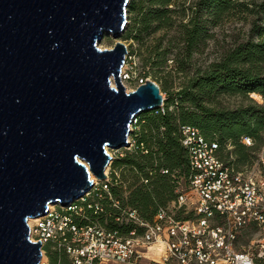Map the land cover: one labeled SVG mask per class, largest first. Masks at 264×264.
I'll use <instances>...</instances> for the list:
<instances>
[{
  "label": "water",
  "instance_id": "obj_1",
  "mask_svg": "<svg viewBox=\"0 0 264 264\" xmlns=\"http://www.w3.org/2000/svg\"><path fill=\"white\" fill-rule=\"evenodd\" d=\"M130 2L0 0V264H40L28 221L104 181L107 150L163 104L151 79L127 93L123 43L99 48L123 35Z\"/></svg>",
  "mask_w": 264,
  "mask_h": 264
},
{
  "label": "built area",
  "instance_id": "obj_2",
  "mask_svg": "<svg viewBox=\"0 0 264 264\" xmlns=\"http://www.w3.org/2000/svg\"><path fill=\"white\" fill-rule=\"evenodd\" d=\"M130 60L128 54L121 82L133 86L134 92L149 79L142 78L135 67L128 69ZM161 95L164 101L156 114L166 112L165 97ZM137 125L138 116L130 127L128 146L123 149L129 154H147L144 144L132 137L139 130ZM180 133L188 153V173L173 176L174 192L166 204L156 203L149 218L128 205L122 206L111 189L125 190L129 185L123 180L126 166L115 165L122 159L110 156L104 181L91 175V190L73 204L49 206L45 216L28 221L30 240L41 242L40 264H51L49 252L64 256L68 264H140L144 250L161 255L160 263L150 264L264 261V251L256 254L239 245L244 230L264 226V158L251 167L238 169L231 156L223 159L218 144L206 140L197 129L183 126ZM244 143L250 146L251 140L245 138ZM131 171L140 175L135 168ZM140 183L147 185L148 180L141 178ZM101 200L119 213L113 229L94 220L103 212ZM58 264H62L61 259Z\"/></svg>",
  "mask_w": 264,
  "mask_h": 264
},
{
  "label": "trees",
  "instance_id": "obj_3",
  "mask_svg": "<svg viewBox=\"0 0 264 264\" xmlns=\"http://www.w3.org/2000/svg\"><path fill=\"white\" fill-rule=\"evenodd\" d=\"M173 3L174 0L132 1L129 10L136 15L135 24L138 26L135 39L139 41L143 34L151 35L173 28L172 16L176 13L171 8ZM234 14L241 15L243 20L254 18L250 21L248 40L228 51L219 62L195 71L187 85L176 93H164L168 95L165 114L152 111L138 116L139 130L132 137L143 143L148 153L138 152L120 161L131 170L137 169L140 175L133 171L129 175L123 174L126 182L133 177L135 186L128 185L125 190L113 187L111 191L122 206L136 209L145 218L154 213L156 203L164 205L173 196V176L188 173V153L181 144L180 129L183 126L193 127L206 140L217 143L221 157L227 159L231 156L238 169L253 166L255 154L264 147V104L250 98L253 94L264 100V0H197L192 18L179 25L183 30L187 55L179 72L186 73L185 62L194 53H200L199 46L209 38L201 15L206 16L205 21L217 26ZM126 38L130 35L127 34ZM152 54H155V49ZM156 66L161 65L157 63ZM140 75L144 79H152L144 71ZM160 90L163 91L161 87ZM232 97L242 98L245 103L236 109L224 107L221 100ZM245 138L251 140L250 146L244 143ZM161 171L167 173L162 174ZM141 178L148 180V184H141ZM99 203L103 212L95 215L94 220L113 229L118 211L105 200ZM49 253L51 264H58L60 259L62 264H68L64 256Z\"/></svg>",
  "mask_w": 264,
  "mask_h": 264
},
{
  "label": "rangeland",
  "instance_id": "obj_4",
  "mask_svg": "<svg viewBox=\"0 0 264 264\" xmlns=\"http://www.w3.org/2000/svg\"><path fill=\"white\" fill-rule=\"evenodd\" d=\"M257 1L260 2L261 0ZM196 3L197 0H174V6L171 7L176 12L172 16L174 27L168 30H159L151 35L143 34L139 41L135 39L138 28L137 24H135L137 17L128 9L127 24L123 35L118 39H114L111 34H105L99 44V48L112 49L116 42L123 43L127 48L128 54L132 57V60H130L131 63L127 68L131 69V67H135L137 73H141L142 71L146 72L163 89L161 92L166 99L168 95L166 96L164 93L171 95L176 93L182 86L187 85L189 78L193 77L195 71L200 69L204 70L209 65L219 62L228 51L234 49L249 38L250 21L254 18L249 17L248 20H243L244 17L239 14H234L224 19L219 25L213 26L211 22L205 21L207 19L206 16L201 15L209 38L204 44L199 46L200 53H194L185 62L184 65L187 71L185 74H182L179 72L180 64L183 63L184 59L186 60L187 55H185L186 46L183 30L179 25L186 24L192 18ZM127 34L130 35V38H126ZM154 49L155 54H152ZM158 54H160L159 58H157ZM157 63L161 66L157 67ZM111 84L112 87H115L114 82ZM122 85L125 87L127 93L132 92L133 86L129 83H122ZM250 98L258 104H264V100L258 95L255 97L252 94ZM221 101L224 107L231 109L239 108L245 103L239 97L223 98ZM107 153L110 156L119 157V159H125L128 156L132 157L134 155L129 154L127 149H120L118 151L108 149ZM252 155L251 157H253ZM255 155V163L259 158H264V147ZM117 163L124 165L120 161ZM125 173L129 175L131 168L126 166ZM175 176L177 177V174ZM127 182H129L131 187L133 186L132 184L135 186L133 177H130ZM239 245L244 246L246 250H250L256 254L261 250L264 251V226L261 228L249 227L244 230L240 237ZM143 255L144 258L140 264H150L151 261L156 263L161 262V255L158 252H147V250H144Z\"/></svg>",
  "mask_w": 264,
  "mask_h": 264
},
{
  "label": "bare ground",
  "instance_id": "obj_5",
  "mask_svg": "<svg viewBox=\"0 0 264 264\" xmlns=\"http://www.w3.org/2000/svg\"><path fill=\"white\" fill-rule=\"evenodd\" d=\"M93 178V177H92Z\"/></svg>",
  "mask_w": 264,
  "mask_h": 264
}]
</instances>
